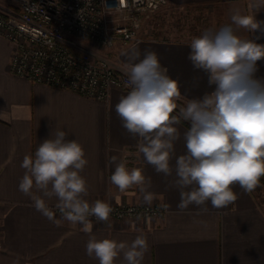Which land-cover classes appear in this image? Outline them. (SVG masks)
<instances>
[{"label":"crops","instance_id":"0c3cea01","mask_svg":"<svg viewBox=\"0 0 264 264\" xmlns=\"http://www.w3.org/2000/svg\"><path fill=\"white\" fill-rule=\"evenodd\" d=\"M253 0H167L161 9L192 10L194 24L190 39L173 40L147 37L123 47L114 44L100 52L119 71L125 62L123 51L136 47L158 53L169 75L179 81L183 98L200 97L212 89L203 72L193 69L187 59L189 43L205 29H218L231 22V10L239 7L243 14H253L248 5ZM191 11V12H192ZM264 21V8L255 13ZM160 35V34H159ZM242 38L264 44V35L237 30ZM259 36V39L256 37ZM11 45L0 37V264H99L85 254L88 234L79 224L50 222L32 207V201L18 190L25 155H33L39 144L49 138L56 127L68 132L84 148L88 164L81 175L87 181L90 203L97 199L110 204L123 202L149 205L134 187L122 194L110 183L114 165L110 157H134L132 167L143 169L151 177L149 191L155 193L152 205H161L163 215L142 220L92 222L91 231L98 239L115 238L131 241L137 234L147 237L149 252L144 264H264V209L255 190L244 193L238 185L233 191L238 199L227 208H213L199 213L195 206L181 212L178 190L169 187L174 178L157 174L137 153V140L123 127L115 112L119 98L128 90L113 88L107 99L98 101L68 90L51 88L16 77L9 72ZM257 78H264V59L257 62ZM183 102V100L181 101ZM181 139L175 144V155L184 154L183 124L177 126ZM175 160L172 163L174 165ZM257 192V191H256ZM54 206L55 200L49 202ZM199 213V214H198ZM56 218L60 219L57 212ZM121 264V260L117 261Z\"/></svg>","mask_w":264,"mask_h":264},{"label":"clouds","instance_id":"9594fccd","mask_svg":"<svg viewBox=\"0 0 264 264\" xmlns=\"http://www.w3.org/2000/svg\"><path fill=\"white\" fill-rule=\"evenodd\" d=\"M248 7L253 14L234 7L230 23L205 29L191 39L187 59L194 70L206 75L212 89L200 97H182L179 81L169 75L157 52L145 49L141 57L133 47L121 53L125 57L121 71L129 91L119 98L115 112L122 127L137 140L136 150L143 161L166 178L174 173L169 187L179 192L176 208L181 212L189 206L206 212L209 202L213 208H227L238 199L233 185L251 193L264 177V78L256 76L264 44L237 35L239 29L264 35V21L255 17L264 8V0H253ZM182 122L189 125L183 132L186 151L176 156L175 144L181 139L177 126ZM68 135L56 127L34 156H24L18 190L57 226L62 221L81 225L89 236L85 254L99 264H117L118 260L144 264L149 252L145 235L137 234L129 242L92 234L90 218L107 223L113 209L104 200L90 203L85 199L88 186L81 173L88 160L83 146ZM109 164L114 165L110 183L119 192L136 187L143 201L152 203V180L142 168L130 169L126 160L116 156L110 157Z\"/></svg>","mask_w":264,"mask_h":264},{"label":"built area","instance_id":"2783aa9c","mask_svg":"<svg viewBox=\"0 0 264 264\" xmlns=\"http://www.w3.org/2000/svg\"><path fill=\"white\" fill-rule=\"evenodd\" d=\"M166 5L167 0H0V37L12 47L9 72L104 101L111 89L128 87L127 77L100 52L116 43H139L141 23ZM124 160L130 168L135 158ZM110 205L115 220L147 221L164 213L161 205Z\"/></svg>","mask_w":264,"mask_h":264},{"label":"rangeland","instance_id":"374dc122","mask_svg":"<svg viewBox=\"0 0 264 264\" xmlns=\"http://www.w3.org/2000/svg\"><path fill=\"white\" fill-rule=\"evenodd\" d=\"M191 11L169 9L157 10L141 23L140 35L142 38L160 37L173 40L190 39L192 27L196 26V24H194V17H197L196 15H193V11ZM255 193L257 200L264 209L263 188L258 186L255 189Z\"/></svg>","mask_w":264,"mask_h":264},{"label":"trees","instance_id":"16d2710c","mask_svg":"<svg viewBox=\"0 0 264 264\" xmlns=\"http://www.w3.org/2000/svg\"><path fill=\"white\" fill-rule=\"evenodd\" d=\"M178 103H183V102H178ZM177 111H178V109H177ZM181 124H183L186 128H188L189 127V125H188V123L187 122H182ZM260 187H262L263 188V190H264V177H262L261 178V181H260V185H259ZM264 202V201H263Z\"/></svg>","mask_w":264,"mask_h":264}]
</instances>
